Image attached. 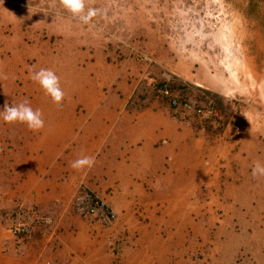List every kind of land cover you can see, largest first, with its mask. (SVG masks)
<instances>
[{
  "label": "crops",
  "instance_id": "obj_1",
  "mask_svg": "<svg viewBox=\"0 0 264 264\" xmlns=\"http://www.w3.org/2000/svg\"><path fill=\"white\" fill-rule=\"evenodd\" d=\"M9 45L0 52V86L17 87L16 101L40 109L45 124L0 132L10 155L0 216L35 204L53 225L28 239L22 257L5 251L10 237L0 226V264H235L251 241L264 246V177L252 175L255 162L264 164L263 112L228 141L230 128L215 135L182 120L167 98L143 92L147 75L106 60L63 78L69 93L57 106L30 78L41 68L65 72L52 66L54 53ZM30 60L34 66H26ZM89 152L94 163L71 167ZM84 189L107 199L114 223L74 212Z\"/></svg>",
  "mask_w": 264,
  "mask_h": 264
},
{
  "label": "rangeland",
  "instance_id": "obj_2",
  "mask_svg": "<svg viewBox=\"0 0 264 264\" xmlns=\"http://www.w3.org/2000/svg\"><path fill=\"white\" fill-rule=\"evenodd\" d=\"M88 7L107 15L94 18L90 27L74 19L59 0H0V52L8 49L9 42L16 49L49 50L57 57L52 66L65 69L57 74L60 82L77 68L99 61L125 64L128 72L135 69L136 75H147L149 80H142L145 94L166 86L196 108H212L218 117L206 120L188 112L182 120L190 119L215 135L230 128L228 141L248 126L250 116L264 114V0H86ZM33 61L26 66H34ZM89 75L93 77L92 72ZM13 90L0 86V110L4 104L18 103V89ZM136 91L141 93L139 85ZM18 126L0 120V132ZM3 138L9 143L0 135V144ZM9 156L0 145L1 192L6 188ZM251 245L236 256L235 264L245 257H252L250 264L253 258L263 264L264 246Z\"/></svg>",
  "mask_w": 264,
  "mask_h": 264
},
{
  "label": "built area",
  "instance_id": "obj_3",
  "mask_svg": "<svg viewBox=\"0 0 264 264\" xmlns=\"http://www.w3.org/2000/svg\"><path fill=\"white\" fill-rule=\"evenodd\" d=\"M157 93L167 98L169 106L180 115L193 112L206 120L210 117L219 116L212 108L208 107L205 110L196 108L191 103L175 96L166 86L160 87ZM235 130L237 131L238 128L236 127ZM72 207L78 216L90 218L100 225H110L117 218L116 213L110 208L108 202L88 189L81 190L78 193ZM0 225L10 237V245L6 247V250L23 256L24 246L30 236L36 231H43L51 227L53 219L44 214L40 207L35 204H21L3 212L0 217Z\"/></svg>",
  "mask_w": 264,
  "mask_h": 264
},
{
  "label": "clouds",
  "instance_id": "obj_4",
  "mask_svg": "<svg viewBox=\"0 0 264 264\" xmlns=\"http://www.w3.org/2000/svg\"><path fill=\"white\" fill-rule=\"evenodd\" d=\"M64 10L71 14L82 25L91 24L97 16H106L107 13L96 7H88L86 9V0H59ZM45 14V13H44ZM30 78L36 82L43 90L45 95L51 98L52 102L57 106H61L65 98V91L61 86L60 77L51 69L41 68L33 71ZM0 120L7 124H23L29 130L39 131L44 127L45 121L43 113L40 109H34L27 100L4 104L0 110ZM96 159L95 153L89 152L71 163V167L75 170H83L86 166L94 163ZM253 177H264V164L255 162L252 168Z\"/></svg>",
  "mask_w": 264,
  "mask_h": 264
},
{
  "label": "bare ground",
  "instance_id": "obj_5",
  "mask_svg": "<svg viewBox=\"0 0 264 264\" xmlns=\"http://www.w3.org/2000/svg\"><path fill=\"white\" fill-rule=\"evenodd\" d=\"M5 89V88H4Z\"/></svg>",
  "mask_w": 264,
  "mask_h": 264
}]
</instances>
